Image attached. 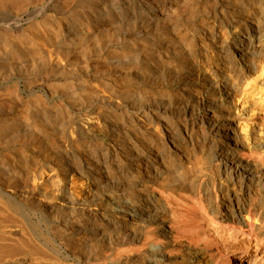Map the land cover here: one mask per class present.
Masks as SVG:
<instances>
[{
  "label": "rangeland",
  "instance_id": "374dc122",
  "mask_svg": "<svg viewBox=\"0 0 264 264\" xmlns=\"http://www.w3.org/2000/svg\"><path fill=\"white\" fill-rule=\"evenodd\" d=\"M119 1H120V4H119L120 8L118 9V13H117L118 16L117 15H116V17H115V15L113 16V18L117 22V24L115 25L117 27L116 32H115V36L112 38V40L103 38L101 40L100 44L101 45L104 44L103 46L106 49L105 52L102 51L103 58L109 59L107 48H108V50L111 49V48H109V45L110 46L112 45L113 47L117 46L118 49L123 50L124 54L122 53V55H121L122 60H120L118 64H114L113 61H111V60H110V63L103 62V60L97 61V57H98L97 52L92 53V59H91L92 65L98 66V67L106 70V71H103L104 72L103 76L106 78L105 79L106 84H104L100 80H96L93 76L86 75L84 72H77L75 74L69 75L71 80L72 79L74 80V81L72 80L74 82L73 86H74V89L76 90V92L77 93L79 92L78 94H80L82 92L83 87H87L90 91H94L95 89H98V90L100 89L99 92L101 93V95L103 94L104 96L106 95L107 97H101V96L99 98L94 97V103L83 104L79 99L72 98L69 96H63V95L61 96L58 93L55 95H51L52 98H50L49 96L45 95L46 94L45 89L41 88V87H37L35 93L31 94L30 92L25 90V85L23 84L22 88L24 91L21 93L18 104H17V102H13V103L8 104V109L6 107L7 111L11 110V111H8V115L20 114L22 104L25 105L26 102H28L31 98H33L32 96H34V97L38 96L40 99L42 98V99L47 100L49 98L47 100L48 103L50 102L49 106L54 105L58 109V111L56 112V117H54V119L58 120L59 123L58 124L56 123V126H54V128H52L53 131L51 130L49 133L50 136L52 135L51 138L52 139L54 138L52 143L50 145H45V147H43L44 149L41 147L37 148L35 151V152H37V154H35V152L32 151L31 149H26L24 151H20L19 150V147H20L19 143H12V142L6 143L5 141H7V136L10 134V132L9 131L0 132V135H1L0 141H3L2 143H0V159H1L0 165L5 166V169L0 167V170H1L0 173H3L4 171H6V173H7V170H8L9 173L16 174L15 176H16V180H17L18 184L20 186H24L25 189H27L29 191L32 190V188L28 186V182H32L33 170H35L36 168H39L41 170L40 167H42V170L45 171L44 173L47 175L49 172H50L49 173L50 175L51 174L57 175L56 179L58 178L57 181L59 182L60 190L62 189L61 191L60 190H58V191L54 190L55 188L53 187V185L48 182L49 184L47 183V185L45 186V191H47V192L49 191L47 193V197H45L43 195L42 191H36L35 194L32 195V197H33V199L52 202L54 207H55L56 213H58V215H59V219L57 220V225L59 226L58 228H61V229H59L60 234L57 237L55 236L57 238V240H56L57 244L55 243V246L58 247L59 252L57 251V253L55 252V254H54L55 257L57 256L54 261L59 263V264H64L65 261L71 262L72 260L73 261L71 263L74 262V264H76L77 262H78L77 264H82V263L83 264H86V263H88V264H148L150 262V260L148 259L149 255H150L149 243H151L152 241H158V242L162 241V242L167 243V239H165L162 236V232H163L162 229H163L164 225L170 224L171 222H174L173 219L175 218V212H174V210H171V208L176 209V208H179V206H180V209H181L182 205L180 203V200L184 199V197H187L188 199H190L191 198V192L194 190L200 196L203 197V202H204L205 206L208 205L207 207H205L206 209H204V210H206V211L208 210L209 212H211V207L213 208V211L215 210V212L211 213L212 221L215 220L214 223H215V225L217 224L216 225L217 234L220 236V238H222L223 242L225 243L226 248L228 247L229 249H233L234 247L235 248L241 247L243 249H247L249 254L250 255L252 254V256L255 252H257V253L263 252L264 253V238H263L264 233L262 235H259L258 237H256L255 233L251 230V228L247 227L249 225L244 226L241 230H236L237 225L235 226L236 223L232 225L233 220H232V216H230V214L232 215L233 212L232 211L230 212L231 209L229 207H227L228 203L230 205L233 202L231 200L233 199L232 197L235 195V193L236 194L238 193L239 195L237 194V196L241 197L240 202L244 204V208H245V210L243 212L244 217H247L249 209H251L252 212H254V211L259 212L261 210L260 208H264L263 207L264 206V196H263L264 195V188H262V186L258 185L257 183H253V184H248L246 190H244V191L239 190L240 191L239 192L238 191L239 186L237 184L236 185L235 184L230 185V183L227 181L226 178H224L223 175L222 176L219 175V173L216 170L217 168L215 166V157H214L216 155L215 152H216V148H217V146H216L217 142L216 141H218V138H219L217 135V132H216V123L218 122V120L220 118H226V117H227V119L231 118V116L228 113H223V111L220 110V106L217 102L218 96H217V92H216V86H217L218 82H221V78L218 77L219 75H218L217 65L219 62H218V58H217V50H216L215 45H214L215 44V37H216V34L219 30H224L223 28H225V25L224 24L221 25V23H225L226 20H228L230 18H240L241 20H256V19L258 21L263 20L264 15H262L261 8L264 7V0H259V2H258V0H251L250 2H247L245 5H233L232 3L228 2V1H226L224 3L220 0L219 1H210L209 2L210 4L208 6H206V10H204L203 12L197 13L194 16H193V14L191 15V13L187 12V10L185 9V7L182 6V4H179L178 2H175L173 0H164V1L162 0L161 4L166 6L167 9H170V11L168 12L169 16H164L165 17V18L163 17L164 20L161 19L162 16L159 15V13L157 12L159 9L158 7H155V9H150L147 5H145V6L141 5V2L140 1L138 2L137 0H134L133 2L132 1L129 2L128 0H122V1L119 0ZM261 2H263V6L259 7L258 3H261ZM124 3L125 4L127 3V4L125 5ZM221 3L222 4L224 3V4L222 5ZM129 5H130V7H129ZM218 5H219V7H218ZM136 7H137V9H136ZM209 7H211V8H209ZM242 7H244V8H242ZM226 8H227V10H226ZM178 9H180V11ZM185 10H186V12H185ZM50 11L53 12L54 9H51ZM125 11L126 12L128 11V12L126 13ZM210 11H211V13H210ZM133 13H135V14H133ZM203 14H204V16H203ZM210 15H211V17H210ZM191 16H192V18H191ZM153 18H154V20H153ZM160 19L163 20V22H161ZM190 19H192V20H190ZM207 19H210V21ZM139 20H141V21H139ZM224 20H225V22H224ZM134 21H135V23H134ZM150 22H151V24H150ZM27 25L28 24L25 23V26H27ZM121 26H122V28H121ZM222 26H224V27H222ZM204 27H205V29H204ZM167 28H169V29H167ZM208 29H210V30H208ZM217 29H219V30H217ZM166 30L168 32L170 30V32L168 33ZM179 31H181V32H179ZM160 32H163V33H160ZM73 33H74V35H73ZM144 34H145V36H144ZM169 34H171L170 35L171 37L169 36ZM124 35H125V37H124ZM147 35H149V36H147ZM163 35H165V36H163ZM189 35H191V36H189ZM208 35H209V39H208ZM66 36H68V37L75 36L74 30H72V29L68 30L66 32ZM161 36H162V38H161ZM181 36H182V39H181ZM194 36H197L196 37L197 39ZM149 37H151V38H149ZM117 38L119 39V41ZM190 38H191V40H190ZM210 38H212L213 41ZM122 39L124 40L123 42H122ZM162 40L164 42H162ZM193 40H194V42H193ZM206 41H208V42H206ZM180 43H182V44H180ZM162 45L164 47H161ZM202 45H203V47H202ZM195 48L196 49L198 48V50H196ZM182 49H183V51H182ZM154 50H155V52H154ZM170 51L173 54H171ZM183 52H184V54H183ZM201 53H202V55H201ZM171 55L174 58H172ZM204 55H205V57H204ZM155 56H157V58H155ZM186 56H188V57H186ZM193 56L194 57L196 56L195 58H197V59H193L194 58ZM177 57H179L178 58L179 60L177 59ZM140 59H141V61H140ZM204 59H206V60H204ZM149 61L152 62V64ZM159 61H161V62H159ZM162 61H164V62H162ZM137 62H139V63H137ZM256 62H257V64H259V66L263 65L264 56L257 59ZM140 65H141V67H140ZM160 65H162V66H160ZM122 66H125L127 68L126 69L127 71L124 70V71H126V75H124V74L122 75L123 71H119L122 68ZM168 66L170 68H168ZM172 66H173V69H171ZM180 69H182V70L180 71ZM194 69H195V71H193ZM200 69H202V70H200ZM130 70H132V71H130ZM146 70H148V71H146ZM154 70H155V72L156 71L157 72L155 73ZM161 70H162V72H160ZM170 72H172L171 75H170ZM193 72H194V74H193ZM78 73H80V74H78ZM161 73L165 74V76H163V74H161ZM134 74L138 75V76H135ZM166 74H167V76H166ZM106 75H108V76H106ZM160 76L162 78H160ZM198 76L200 78H198ZM138 77H140V78H138ZM163 77L165 79H163ZM262 78H263V75L256 78V80H255L256 83L254 82V85H257L259 88L257 86H254V85L249 86V91H251L253 93L251 100L254 103H256V107L260 111H261V109L264 110V94H262L264 87H262V85H261V79ZM178 79H179V81H178ZM199 79H201V80H199ZM163 82H165V83H163ZM209 83H211V84H209ZM146 85H147V88L145 87ZM194 85H196V86H194ZM259 85H261V86H259ZM108 86L110 88H108ZM148 87H150V88H148ZM156 88H158V89L156 90ZM40 89H42V90H40ZM150 89H152V91ZM114 91L116 93H114ZM131 91H134V92H131ZM202 91H204V92H202ZM176 92H178V93H176ZM194 92H195V94H193ZM203 93H204V95H203ZM258 94H259V96H258ZM27 95H28V97H27ZM135 95H136V98H135ZM155 95H156V97H155ZM157 96H159V97H157ZM53 97H54V99H53ZM202 97H204V98H202ZM211 97L214 99H212ZM141 98H143V99H141ZM129 99H130V101H129ZM167 99H169V100H167ZM53 100H55V101L57 100V101L55 102ZM58 100H60V101H58ZM69 100H70V102H69ZM136 100H137V102H136ZM153 100H154V102H153ZM197 101H199V102H197ZM71 103H72V106H71ZM20 104H21V106H20ZM100 104H101V106H99ZM11 105H12V107L14 106V108H12ZM81 107L83 109H80ZM122 107H123V109H122ZM63 109H64V111H63ZM120 109H122V110H120ZM0 110L2 112V113L0 112V117H1L3 115V110L1 108H0ZM235 111H238V110L235 108ZM9 112H10V114H9ZM135 112H136V115H135ZM133 114L135 116H133ZM64 116L65 117L67 116L68 118L67 117L65 118ZM82 119H83V121H82ZM89 119H91L92 121H90ZM79 120H81V121H79ZM152 120H154V122ZM202 120H203V122H202ZM204 120H205V122H204ZM104 121L109 122L110 124L105 123ZM99 122H100V124H99ZM80 123H81V125H80ZM237 123L238 122H236V127L238 128V131H240V132H242V134H244V131H242L240 128V124H237ZM85 124H87V125L85 126ZM115 124H117V125L115 126ZM110 125H112V126H110ZM99 126H100V128H99ZM84 128H86L85 130L87 132L84 130ZM61 130H62V132H61ZM48 131H49V129H48ZM75 132H77V133H75ZM129 133H130V135H129ZM57 135H59V136L57 137ZM84 137H85V139H84ZM60 139H62L61 142H60ZM121 139H123V140H121ZM128 139H129V141H128ZM223 140H225V138H223ZM69 143H71V144H69ZM125 143H127V144L125 145ZM130 144H132V145H130ZM129 145L132 147H130ZM1 147H2V149H1ZM71 147H72V149H71ZM49 148H51L52 150L51 149L49 150ZM54 148L56 150H54ZM39 149H41V150H39ZM58 149L61 152H59ZM63 154H66V155H63ZM101 154H103V155H101ZM5 155H6V160L4 159ZM35 156H36V158H35ZM54 157H56V158H54ZM59 158H60V160H59ZM64 159L68 163L65 162L66 163L65 164ZM41 160L44 162H42ZM48 161L50 162L51 165L49 164ZM209 162H211V163L209 164ZM114 163H116V165ZM65 165L66 166L69 165L70 167H68V169H67ZM79 165H81V167ZM47 166H48V168H47ZM104 166H105V168H104ZM44 167H46V169H44ZM69 168H70V170H69ZM192 168L195 170H192ZM111 169H113V170L111 171ZM60 170H61V172H60ZM88 171L90 173H88ZM189 171H190V174L192 176L185 178V180H184V176L181 177V179L177 180L176 182L171 179L174 176L184 174V172L189 173ZM194 172H195V174H194ZM80 173H83V174H80ZM70 176H71V178H70ZM165 182H167V183H165ZM90 183H92V184H90ZM93 183H94V185H93ZM196 183H197V185H196ZM172 189H174V190H172ZM200 190L203 193H201ZM55 191H56V193H55ZM185 191H187V193ZM174 194H176V195H174ZM249 194H250V196H249ZM37 195H39V196H37ZM34 196H35V198H34ZM66 196H68V197H66ZM175 197H177V198L175 199ZM207 197H209V198H207ZM257 198H259V199H257ZM70 201H72V202H70ZM167 201H168V203H167ZM189 202L191 205L189 204ZM58 203H59V207H58ZM187 203L188 204L185 205V206H188V207H186V209L190 208L191 206L196 207L193 204V202H191V200H189V201L187 200ZM172 204L174 205V207ZM168 206H169V208H168ZM216 206H219V207H216ZM141 207L143 210L141 209ZM216 211H218V212H216ZM227 211H229V212H227ZM214 213L216 214V216ZM62 214H64V215H62ZM228 215H229V217H228ZM64 216L67 218H65ZM159 216L161 217V219ZM165 217H167V218H165ZM37 219L39 221H37ZM262 219H259L260 222L258 220L256 221L257 225H264V217ZM33 220L39 223L43 219L41 218V215L38 214V215L34 216ZM229 221H230V223H229ZM61 223H62V225H61ZM162 223H164V224H162ZM66 225H68V226L66 227ZM45 227H46V223L44 225V228ZM78 227H80V228H78ZM56 230H58V229H56ZM62 230L65 232H63ZM67 230L69 233L67 232ZM104 231L105 232L107 231V232L105 233ZM125 232H127V233L125 234ZM112 234H113V236H112ZM225 234H227V235L225 236ZM102 235H104V236L102 237ZM118 235H120V236L118 237ZM130 235H131V237H130ZM140 235L142 237H140ZM148 236L151 238L148 239ZM227 236H229V237H227ZM133 237H135V238L132 239ZM36 238L37 237H35V239ZM101 238H103V239H101ZM146 238L148 240L145 241ZM115 240H117V241H115ZM135 240H136V242H135ZM140 240L143 242H141ZM134 242H135V244H134ZM60 245H61V247H60ZM143 245H145V246L142 247ZM77 246H79V247H77ZM84 246H85V248H84ZM136 247H137V249H136ZM140 247H141V249H140ZM61 249H63V250H61ZM64 249H65V251H64ZM93 249H94V251H93ZM168 250H170V252L173 251L172 253H179V249L177 250L173 247L172 248L169 247ZM75 256H76V258H75ZM182 257L178 259L176 264H202V263L203 264H206V263L212 264V263L208 262L207 260H204L202 258V255L190 258L191 260L189 259V257H185L184 254ZM47 261L48 260H46V263H47ZM168 264H171V263H168Z\"/></svg>",
  "mask_w": 264,
  "mask_h": 264
},
{
  "label": "bare ground",
  "instance_id": "6f19581e",
  "mask_svg": "<svg viewBox=\"0 0 264 264\" xmlns=\"http://www.w3.org/2000/svg\"><path fill=\"white\" fill-rule=\"evenodd\" d=\"M128 1L133 2L134 0H128ZM137 1L138 2L140 1L141 5H143V6L147 5L150 9H155V7H158L159 9H158V11L157 10L156 11L159 13V15L162 16L161 19H163L164 16H169L168 12L170 11V9H167L166 6L161 4L162 0H137ZM173 1L178 2L179 4H182V6L185 7L187 12L191 13V15L193 14V16H194L195 14L203 12L204 10H206V6H208L210 4L209 3L210 1H219V0H173ZM220 1H222L224 3L226 1H228V2L232 3L233 5H245L247 2H250L251 0H220ZM258 2H259V0H258ZM119 4H120L119 0H0V99H1L0 100V108L3 110V115L0 117V132H7V131L10 132V134L7 136V141H5L6 143L7 142L8 143H10V142L19 143V146H20L19 150L20 151H24L26 149H31L32 151L35 152L37 148H39V147L43 148V147H45V145H50L52 143L54 138L52 139L51 138L52 135L50 136L49 133L52 130V128H54V126H56V123L57 124L59 123L58 120L54 119V117H56V112L58 111V109L54 105L49 106L50 102L48 103V101H47L49 98L47 100L41 98L42 99L41 100L38 96L37 97L32 96L33 98H31L28 102H26L25 105L22 104L20 114L8 115V111H11V110L7 111L6 107L8 109L9 103L17 102V104H18L21 93L24 91L22 88L23 84L25 85V90L30 92L31 94L35 93L37 87H41V88L45 89V92H46L45 95L49 96L50 98H52L51 95H55L58 93L61 96L63 95V96H69L72 98L79 99L83 104L94 103V97H98V98L100 96L101 97H107L106 95L105 96L103 94L101 95V93L99 92L100 89L99 90L95 89L94 91H90L87 87H83L82 92L80 94H78L79 92L77 93L76 90L74 89V86H73L74 80L72 79L73 80L72 81L71 78L69 77V75L75 74L77 72H84L86 75L93 76L96 80H100L101 82L106 84V81H105L106 78L103 76V73H104L103 71H106V70H104L103 68H100L98 66L92 65L91 59H92V53L97 52L98 53L97 61L103 60V62L110 63V60H111V61H113L114 64H118L119 61L122 60L121 55L123 53V50L118 49L117 46L113 47L112 45L111 46L109 45V48H111V49L108 50V48H107L109 59L103 58L102 51L105 52L106 49L103 46L104 44L103 45L100 44V42L103 38L112 40V38L115 36V32L117 29V27L115 25L117 24V22L115 21L113 16L115 15V17H116V15L118 13V9L120 8ZM258 4H259V7L263 6V2L258 3ZM129 7H130V5H129ZM218 7H219V5H218ZM209 8H211V7H209ZM242 8H244V7H242ZM51 9H54V11L51 12L50 11ZM136 9H137V7H136ZM178 10L180 11V9H178ZM186 10H185V12H186ZM226 10H227V8H226ZM261 12H262V15H264V7L261 8ZM210 13H211V11H210ZM133 14H135V13H133ZM203 16H204V14H203ZM210 17H211V15H210ZM191 18H192V16H191ZM161 19H160V21L163 22L164 19L163 20H161ZM153 20H154V18H153ZM190 20H192V19H190ZM207 20L210 21V19H207ZM139 21H141V20H139ZM224 22H225V20H224ZM25 23L28 25L25 26ZM134 23H135V21H134ZM150 24H151V22H150ZM222 24L225 25V28H223L224 30L217 29L219 31L216 34L215 44H214L215 48L217 50V58H218V62H219L217 65L218 75H219L218 77L221 78V82H218V84L216 86V92H217V96H218L217 102L220 106V110L223 111V113H228L231 116V118L230 119H227V117L226 118H220L218 120V122L216 123V132H217V135L219 137L218 141H216L217 142V144H216L217 148H216V152H215L216 155L214 156L215 157V166L217 168L216 170L219 173V175H221V176L223 175L224 178L227 179V181L230 183V185L231 184H233V185L237 184L239 186L238 191L239 190H243V191L246 190L248 184H253V183H257L258 185H261L262 188H264V110L261 109V111H260L256 107V103H254L251 100L253 93L251 91H249V86L254 85V82L256 83V81H255L256 78H258L259 76H262V75H263V78L261 79V85H262V87H264V62H263V65H261V66H259V64H257V62H256L257 59L264 56V18H263V20H259V21L257 19L256 20H241L240 18H230V19L226 20L225 23H221V25ZM222 27H224V26H222ZM121 28H122V26H121ZM70 29L74 30L75 36H73V37L66 36V32ZM167 29H169V28H167ZM204 29H205V27H204ZM208 30H210V29H208ZM163 32H160V33H163ZM169 32H170V30H169ZM179 32H181V31H179ZM73 35H74V33H73ZM170 35L171 34H169V36ZM144 36H145V34H144ZM147 36H149V35H147ZM163 36H165V35H163ZM189 36H191V35H189ZM124 37H125V35H124ZM194 37L196 38L197 36H194ZM149 38H151V37H149ZM161 38H162V36H161ZM191 38H190V40H191ZM181 39H182V36H181ZM208 39H209V35H208ZM210 39H212V38H210ZM194 40H193V42H194ZM118 41H119V39H118ZM123 41L124 40L122 39V42ZM212 41H213V39H212ZM162 42H164V41L162 40ZM206 42H208V41H206ZM180 44H182V43H180ZM161 47H164V46L162 45ZM202 47H203V45H202ZM183 49H182V51H183ZM196 50H198V48ZM154 52H155V50H154ZM202 53H201V55H202ZM171 54H173V53L171 52ZM183 54H184V52H183ZM186 57H188V56H186ZM195 57L193 59H197ZM204 57H205V55H204ZM155 58H157V56H155ZM172 58H174V57L172 56ZM178 58L179 57H177V59ZM204 60H206V59H204ZM140 61H141V59H140ZM139 62H137V63H139ZM159 62H161V61H159ZM162 62H164V61H162ZM150 63L152 64V62H150ZM162 65H160V66H162ZM140 67H141V65H140ZM168 68H170V67L168 66ZM126 69L127 68L125 66H122V68L119 71H123L122 75L123 74L126 75V71H127ZM171 69H173V66ZM124 70H126V71H124ZM155 70H154V72H155ZM181 70L182 69H180V71ZM200 70H202V69H200ZM130 71H132V70H130ZM146 71H148V70H146ZM193 71H195V69ZM160 72H162V70ZM171 73L172 72H170V75H171ZM78 74H80V73H78ZM161 74H163V73H161ZM193 74H194V72H193ZM108 75H106V76H108ZM135 76H138V75H135ZM163 76H165V74H163ZM166 76H167V74H166ZM138 78H140V77H138ZM160 78H162V77L160 76ZM198 78H200V77L198 76ZM163 79H165V78L163 77ZM199 80H201V79H199ZM178 81H179V79H178ZM163 83H165V82H163ZM209 84H211V83H209ZM261 85H259V86H261ZM194 86H196V85H194ZM254 86H257V85H254ZM145 87L147 88V85ZM108 88H110V87L108 86ZM148 88H150V87H148ZM157 89L158 88H156V90ZM40 90H42V89H40ZM150 90L152 91V89H150ZM131 92H134V91H131ZM202 92H204V91H202ZM114 93H116V92L114 91ZM176 93H178V92H176ZM193 94H195V92ZM262 94H264V89H263ZM203 95H204V93H203ZM159 96H157V97H159ZM258 96H259V94H258ZM27 97H28V95H27ZM155 97H156V95H155ZM135 98H136V95H135ZM202 98H204V97H202ZM53 99H54V97H53ZM141 99H143V98H141ZM212 99H214V98H212ZM137 100H136V102H137ZM167 100H169V99H167ZM53 101H55V100H53ZM58 101H60V100H58ZM129 101H130V99H129ZM69 102H70V100H69ZM153 102H154V100H153ZM197 102H199V101H197ZM20 106H21V104H20ZM71 106H72V103H71ZM99 106H101V104ZM11 107H12V105H11ZM82 107L80 109H83ZM12 108H14V106ZM235 108L238 111H235ZM122 109H123V107H122ZM122 109H120V110H122ZM63 111H64V109H63ZM0 112H1V110H0ZM9 114H10V112H9ZM135 115H136V112H135ZM135 115L133 114V116H135ZM89 120L92 121L91 119H89ZM79 121H81V120H79ZM82 121H83V119H82ZM152 121L154 122V120H152ZM202 122H203V120H202ZM204 122H205V120H204ZM236 122H238L237 124H240V128L242 131H244V134H242V132L238 131V128L236 127ZM105 123H109V122H105ZM99 124H100V122H99ZM80 125H81V123H80ZM86 125L87 124H85V126ZM116 125L117 124H115V126ZM110 126H112V125H110ZM99 128H100V126H99ZM48 129H49V131H48ZM85 129L86 128H84V130ZM62 130H61V132H62ZM75 133H77V132H75ZM129 135H130V133H129ZM58 136L59 135H57V137ZM223 138H225V140H223ZM84 139H85V137H84ZM61 140L62 139H60V142H61ZM121 140H123V139H121ZM128 141H129V139H128ZM2 142L3 141H0V143H2ZM69 144H71V143H69ZM126 144L127 143H125V145ZM130 145H132V144H130ZM130 147H132V146H130ZM1 149H2V147H1ZM50 149L51 148H49V150ZM71 149H72V147H71ZM39 150H41V149H39ZM54 150H56V149L54 148ZM58 151H59V149H58ZM59 152H61V151H59ZM35 154H37V152H35ZM103 154H101V155H103ZM63 155H66V154H63ZM35 158H36V156H35ZM54 158H56V157H54ZM4 159L6 160V155H5ZM59 160H60V158H59ZM42 162H44V161H42ZM65 162H66V160L64 161V163ZM66 163H68V162H66ZM210 163L211 162H209V164ZM49 164H50V162H49ZM114 164L116 165V163H114ZM79 166L81 167V165H79ZM0 167L5 169V166H3V165L2 166L0 165ZM68 167H70V166L69 165L66 166L67 169H68ZM40 168H41V170L39 168H36L35 170H33L32 182H28V186L32 188V190H30V191L25 189L24 186H20L18 184V182L16 180V176H15L16 174L9 173L7 169H6L7 173H6V171H4L3 173H0V264H59V263L54 261L57 257V256L55 257V255H54L55 252L56 253H57V251L59 252L58 247L55 246V243L57 242L56 237L60 234L59 229H61V228H58L59 226L57 225V220L59 219V215H58V213H56L55 207H54L52 202L33 199L32 195H34L36 191H42L43 195L45 197H47V193L49 191L48 192L45 191V186L47 185L48 182L53 185V187L55 188L54 190H56V191L60 190V185H59V182L57 181L58 178L56 179L57 175H53V174L50 175L49 174L50 172L47 175L44 173L45 171L42 170V167H40ZM47 168H48V166H47ZM104 168H105V166H104ZM44 169H46V167H44ZM69 170H70V168H69ZM112 170L113 169H111V171ZM192 170H195V169L192 168ZM60 172H61V170H60ZM83 173H80V174H83ZM88 173H90V172L88 171ZM194 174H195V172H194ZM183 176H184V180H185V178L192 176V175L190 174V171H189V173L184 172V174L174 176L171 179L176 182L177 180L181 179V177H183ZM70 178H71V176H70ZM94 183H93V185H94ZM165 183H167V182H165ZM90 184H92V183H90ZM196 185H197V183H196ZM172 190H174V189H172ZM56 191H55V193H56ZM185 192L187 193V191H185ZM200 192H201V190H200ZM201 193H203V192H201ZM237 194L235 193V195L232 197L233 199L231 200L233 202L230 205L228 203V206H227L231 209L230 212L231 211L233 212L232 215L230 214V216H232V220H233L232 225L236 223L235 224V226L237 225L236 230H241L244 226L249 225L247 227L251 228V230L255 233L256 237H258L259 235H262L264 233V225H257L256 221L257 220L259 221V219H262L264 217V208H260L261 210L259 212H255V211L252 212V210L249 209L247 217H244V215H243V212L245 210L244 204L240 202L241 197L237 196ZM174 195H176V194H174ZM35 196H34V198H35ZM37 196H39V195H37ZM249 196H250V194H249ZM66 197H68V196H66ZM176 198L177 197H175V199ZM207 198H209V197H207ZM257 199H259V198H257ZM187 200L188 201L191 200V202H193V204L196 207L191 206L190 208L186 209V207H188V206H185L186 204H188ZM70 202H72V201H70ZM167 203H168V201H167ZM180 203L182 205L181 209H180V206H179V208H176V209L171 208V210H174V212H175V218L173 219L174 222H171L170 224L164 225V227L162 229L163 232L161 231L162 236L165 239H167V243L162 242V241L161 242L152 241L151 243H149L150 255H149L148 259L150 260V262L148 264H168V263L176 264L178 259L181 258L183 256V254L185 255V257H189V259L193 258L195 256L197 257L199 255H202V258L204 260H207L208 262H210L212 264H264V253L263 252L262 253L255 252L252 256V254L251 255L249 254L247 249H243L241 247H238V248L234 247L233 249H229L228 247H227L228 249L226 248L225 243L223 242L222 238H220V236L217 234V230H216L217 224L215 225V223H214L215 220L212 221L211 213L215 212V210L213 211L212 207H211V212H209L208 210H207L208 212L206 210H204V209H206L205 207H207L208 205L205 206V204L203 202V197L200 196L197 192H195V190L191 192V198L190 199H188L187 197H184V199L180 200ZM189 204H190V202H189ZM219 206H216V207H219ZM58 207H59V203H58ZM173 207H174V205H173ZM168 208H169V206H168ZM141 209H142V207H141ZM216 212H218V211H216ZM227 212H229V211H227ZM38 214L41 215V218L43 219L39 223L33 220L34 216H36ZM62 215H64V214H62ZM215 216H216V214H215ZM228 217H229V215H228ZM65 218H67V217H65ZM165 218H167V217H165ZM160 219H161V217H160ZM37 221H39V220L37 219ZM45 223H46V227L44 228ZM229 223H230V221H229ZM162 224H164V223H162ZM61 225H62V223H61ZM67 226L68 225H66V227ZM78 228H80V227H78ZM56 229H58V230H56ZM63 232H65V231H63ZM67 232H68V230H67ZM126 233L127 232H125V234ZM226 235L227 234H225V236ZM103 236L104 235H102V237ZM112 236H113V234H112ZM119 236L120 235H118V237ZM35 237H37V238L35 239ZM130 237H131V235H130ZM140 237H142V236L140 235ZM227 237H229V236H227ZM134 238L135 237H133L132 239H134ZM149 238H151V237L148 236V239ZM101 239H103V238H101ZM148 239L146 238L145 241ZM115 241H117V240H115ZM135 242H136V240H135ZM135 242H134V244H135ZM141 242H143V241H141ZM144 246L145 245H143L142 247H144ZM60 247H61V245H60ZM77 247H79V246H77ZM169 247L170 248L173 247L177 250L179 249V253H172L173 251L170 252V250H168ZM84 248H85V246H84ZM136 249H137V247H136ZM140 249H141V247H140ZM61 250H63V249H61ZM64 251H65V249H64ZM93 251H94V249H93ZM75 258H76V256H75ZM46 260H48L47 263H46ZM71 262L65 261L64 264H74V262L73 263H71ZM86 264H88V263H86Z\"/></svg>",
  "mask_w": 264,
  "mask_h": 264
}]
</instances>
